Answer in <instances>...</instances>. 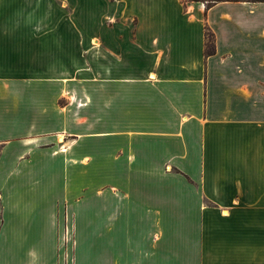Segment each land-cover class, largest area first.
<instances>
[{"label":"crops","instance_id":"0c3cea01","mask_svg":"<svg viewBox=\"0 0 264 264\" xmlns=\"http://www.w3.org/2000/svg\"><path fill=\"white\" fill-rule=\"evenodd\" d=\"M82 1L104 20L101 162L50 185L44 153L14 137L27 95L12 86L45 0H0V264H64L61 215L74 264H264V2ZM175 176L187 184H159Z\"/></svg>","mask_w":264,"mask_h":264},{"label":"rangeland","instance_id":"374dc122","mask_svg":"<svg viewBox=\"0 0 264 264\" xmlns=\"http://www.w3.org/2000/svg\"><path fill=\"white\" fill-rule=\"evenodd\" d=\"M82 4V0H45V17L30 18L29 80L12 84L15 90L27 95L23 103L15 92L14 137L23 138L24 143L28 142L30 147L44 153L46 175L55 171V179L47 181L50 185H67L68 163H85L86 153L91 152L94 159L101 162L100 28L104 20L86 18L82 16L84 12H75V7ZM39 25L43 28H38ZM20 36L16 35V38ZM15 42L13 40V45ZM19 48L14 47L15 61L19 60ZM22 51L25 53V49ZM18 66L16 63L15 68ZM59 137H62L61 141ZM75 154L81 156L77 161L71 160V155ZM14 164L19 163L14 161ZM175 172L168 167L167 173ZM175 177L165 183L159 179V184H187L180 176ZM63 217L61 215L57 228V245H61L64 264H74L73 220L69 215L64 220ZM65 235L67 241L63 240V244Z\"/></svg>","mask_w":264,"mask_h":264},{"label":"trees","instance_id":"16d2710c","mask_svg":"<svg viewBox=\"0 0 264 264\" xmlns=\"http://www.w3.org/2000/svg\"><path fill=\"white\" fill-rule=\"evenodd\" d=\"M181 2L184 4L186 2H201L204 3L206 8H210L216 3L219 2H251V3H258V2H264V0H181ZM204 54L206 56L213 55L215 53V47L213 42V35L209 31V29H205L204 33Z\"/></svg>","mask_w":264,"mask_h":264},{"label":"bare ground","instance_id":"6f19581e","mask_svg":"<svg viewBox=\"0 0 264 264\" xmlns=\"http://www.w3.org/2000/svg\"><path fill=\"white\" fill-rule=\"evenodd\" d=\"M58 140L61 141L62 140V137H59Z\"/></svg>","mask_w":264,"mask_h":264},{"label":"built area","instance_id":"2783aa9c","mask_svg":"<svg viewBox=\"0 0 264 264\" xmlns=\"http://www.w3.org/2000/svg\"><path fill=\"white\" fill-rule=\"evenodd\" d=\"M65 237H66V235H65ZM65 241H66V239H65ZM65 257H66V255H65Z\"/></svg>","mask_w":264,"mask_h":264}]
</instances>
